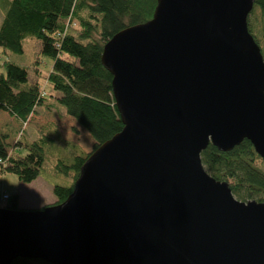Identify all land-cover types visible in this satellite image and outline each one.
Wrapping results in <instances>:
<instances>
[{"label": "water", "instance_id": "water-1", "mask_svg": "<svg viewBox=\"0 0 264 264\" xmlns=\"http://www.w3.org/2000/svg\"><path fill=\"white\" fill-rule=\"evenodd\" d=\"M254 3L156 0L148 21L104 44L123 127L61 203L0 208V264H264V201H238L200 159L247 140L264 160Z\"/></svg>", "mask_w": 264, "mask_h": 264}, {"label": "trees", "instance_id": "trees-1", "mask_svg": "<svg viewBox=\"0 0 264 264\" xmlns=\"http://www.w3.org/2000/svg\"><path fill=\"white\" fill-rule=\"evenodd\" d=\"M155 5L156 0H4L0 48L20 54L26 36L39 41L41 55L52 61L46 81L58 94L48 97L87 131L95 150L123 127L112 96V76L100 61L103 46L117 32L148 21ZM250 14L258 16L257 33L250 22L247 26L264 60V0H255ZM2 68L0 111L25 123L37 107L51 110L55 106L44 104L45 93L38 81L29 83L24 68L8 61ZM48 128L38 140L16 143L14 149L24 148V155L9 153L6 135L0 131V173H11L19 182L31 183L42 169L45 149H52L59 157L54 172L70 180L68 186H53L54 204H58L71 193L89 154L61 139L54 125ZM200 159L205 171L215 180L226 182L238 201H264V160L249 141H242L229 152H220L209 144ZM18 200V194L8 196L0 200V208L19 210ZM11 264L49 263L18 258Z\"/></svg>", "mask_w": 264, "mask_h": 264}, {"label": "rangeland", "instance_id": "rangeland-1", "mask_svg": "<svg viewBox=\"0 0 264 264\" xmlns=\"http://www.w3.org/2000/svg\"><path fill=\"white\" fill-rule=\"evenodd\" d=\"M0 0V24L3 18V11L1 9ZM258 16L250 14L247 18V23H251L252 30L257 33L255 26L258 24ZM8 61L19 67L24 68L28 74L29 83L38 81L42 92L45 93L44 104L53 103L55 106L51 110H46L43 106L38 108L44 114H35L31 117L29 125H22V122L9 120L8 113L0 111V131L6 135V145L9 153L14 151V154L24 155L26 150L24 148H17L16 143H26L27 141L38 140L42 132L50 130L49 124L54 125L58 135L61 139L75 144L82 151L83 154H90L94 151L95 142L91 136L80 127L77 123H65L57 119L52 114H57L59 108L53 98L48 97L55 94L52 91L50 84L47 83V76L51 70L52 61L40 53V44L32 36H26L22 41V53H14L0 48V73L3 72L2 63ZM58 96V94H55ZM59 107V108H58ZM49 112V113H48ZM55 119V124L50 121ZM75 128H74V127ZM59 157L56 152L52 153V149H45V160L39 176L31 183L19 182L17 177L11 173H0V199L3 195L12 196L19 195V208L23 210H38L47 205H52L56 202V198L52 193L54 185L68 186L70 180L60 174L54 172V164ZM236 199V197H235Z\"/></svg>", "mask_w": 264, "mask_h": 264}, {"label": "crops", "instance_id": "crops-1", "mask_svg": "<svg viewBox=\"0 0 264 264\" xmlns=\"http://www.w3.org/2000/svg\"><path fill=\"white\" fill-rule=\"evenodd\" d=\"M38 108H40V107H37L36 108V112H35V114H40V116H42L44 113L42 112V111H40ZM59 108V107H58ZM59 110V112H55V113H57L56 115L55 114H52L53 116H55L57 119H59V120H62L63 122H67V123H72V122H75L74 120H73V118H71V117H69V116H67L66 114H65V112H64V109H61V108H59L58 109ZM49 113V112H48ZM35 114H33V115H31L30 117H29V119L25 122V123H22V125H24V124H26L27 126L29 125V122H31V117L32 116H36ZM9 120H16V119H14V118H12V117H10V119ZM55 120V119H54ZM53 119H50V121L51 122H53L54 124L56 123L55 121H54ZM16 121H18V120H16ZM19 122V121H18ZM76 123V122H75ZM74 127V126H73ZM75 128V127H74ZM13 151V150H12ZM12 153H14V152H12Z\"/></svg>", "mask_w": 264, "mask_h": 264}, {"label": "built area", "instance_id": "built-area-1", "mask_svg": "<svg viewBox=\"0 0 264 264\" xmlns=\"http://www.w3.org/2000/svg\"><path fill=\"white\" fill-rule=\"evenodd\" d=\"M7 198H8L7 195H3L2 198H1V200L4 201V200H6Z\"/></svg>", "mask_w": 264, "mask_h": 264}, {"label": "bare ground", "instance_id": "bare-ground-1", "mask_svg": "<svg viewBox=\"0 0 264 264\" xmlns=\"http://www.w3.org/2000/svg\"><path fill=\"white\" fill-rule=\"evenodd\" d=\"M19 210H21V209H19Z\"/></svg>", "mask_w": 264, "mask_h": 264}]
</instances>
